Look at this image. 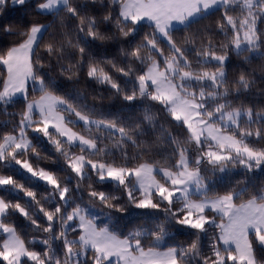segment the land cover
Segmentation results:
<instances>
[{"label":"snow or ice","instance_id":"6c2138e0","mask_svg":"<svg viewBox=\"0 0 264 264\" xmlns=\"http://www.w3.org/2000/svg\"><path fill=\"white\" fill-rule=\"evenodd\" d=\"M9 6L26 9L29 0H0V14ZM35 7L52 13L62 30L58 38L49 33L52 23L29 24L15 33L11 25L3 28L18 40L0 51V65L6 70L0 106L6 109L19 95L23 108L9 114L19 117L11 131L0 133V165L15 164L49 186L43 197L48 206L12 175L0 174V186H10L28 199L22 205L0 197L4 234L0 260L4 264H264L257 258V248L264 249V184L257 188L248 176L264 170V108L242 103L237 107L230 99L254 85L251 73L241 71L231 84L227 78L233 54L249 64L254 58L264 61V30L259 27L264 23V0H108L100 23L113 24L119 38L128 41L129 47L120 49L123 65L91 54V42L113 36L101 32L97 18L83 11L79 0H41ZM213 9L221 11L216 23L223 36L219 47L211 36L174 38L177 25L187 32L194 20L207 19ZM72 20L76 23L71 30H63ZM145 22L150 31L142 33ZM45 35H50L48 42ZM69 48L77 59L61 67V75L72 79L84 70L129 105L138 100L158 105L168 124L179 126L182 135L159 125L156 140H167L168 156L145 159L153 147L140 138L145 122L152 129L158 127L149 107L144 108L142 121H125L119 115L96 118L85 103L58 94L55 79L46 71L51 65L41 51L60 64ZM112 70L131 83H121ZM79 122L88 135L73 130ZM29 133L52 145L67 169L64 176L34 167L29 156L43 157ZM105 133L113 140L111 146L104 142ZM129 143L140 151L129 156ZM237 167L245 170L244 178L218 190L219 174ZM109 181L119 194L98 190ZM97 206L107 223H98ZM132 210L160 213L163 219L149 215V226L123 234L113 217L118 220V214ZM16 213L33 231L44 234L39 240L44 251L30 248L36 238L26 242L17 231L9 220ZM175 227L191 230L194 239L187 246L168 245ZM204 237L209 241L207 252Z\"/></svg>","mask_w":264,"mask_h":264},{"label":"trees","instance_id":"16d2710c","mask_svg":"<svg viewBox=\"0 0 264 264\" xmlns=\"http://www.w3.org/2000/svg\"><path fill=\"white\" fill-rule=\"evenodd\" d=\"M41 2V0H29V7L25 8H13L9 6L2 14H0V51L7 49L17 43V36L15 34H9L3 31L6 25H11L13 27V33L24 30L29 24L39 23V24H49L52 23L53 26L49 30V33H57L59 38V32L62 30L58 23L53 22V15L50 12H40L35 7L36 4ZM79 2L85 7L83 11L89 15L95 16L98 23H100L101 17L106 13L108 7V0H104L100 3L97 0L96 3H91L89 0H79ZM208 18L198 17L192 22L191 29L189 31H184L182 26H177L173 35L174 38L180 41L185 35L199 37L201 35L211 36L213 43L219 47L223 42L222 34L217 30L216 23L221 16V11L213 9L212 12L207 14ZM68 28L63 29L70 31L72 26L76 23L74 20L68 21ZM259 27L264 30V23H261ZM100 30L109 36H113V39L100 42L94 41L90 44L91 54L96 58H108L115 60L118 64L123 65L125 58L121 55L120 49L124 47L127 49L129 47L128 41L123 38H119V33L111 23H100ZM150 31L148 23L145 22L142 33ZM75 42L74 37H70ZM139 39V37L137 38ZM45 42L50 40V35H45ZM163 46V45H162ZM41 57L44 58L45 63L50 64V69H46L50 75L55 79L58 88V94L65 95L66 97L78 100L79 102L85 103L89 108L95 110L96 118L101 115L104 116H116L119 115L125 121H142L143 120V110L147 106L152 112L156 114V123L158 125L157 129H152L145 122L144 135L140 137L149 144H153L150 153L145 154V159L149 156L154 155L156 159L162 160L169 154V146L166 139L160 141L156 140L159 134V125L163 124L164 127L169 128L174 134H180L181 129L176 125H169L165 114L159 108L158 105L149 104V102L144 100H138L131 105L123 101L121 96L114 93V91L107 85H101L96 81L88 78L84 70H80L78 76L69 79L67 75H61V67L67 68L69 64H74L77 56L74 49H66L63 53V58L60 64L57 63V58L55 56L48 57V54L41 51ZM113 71L116 79L123 84H130L131 82ZM243 71L246 75L251 73V79L255 81L247 91H241L240 93H233L230 96L231 101L234 106L239 107L241 103L245 106H252L254 109L264 108V61L259 58L252 59V62L245 63V61L237 57L235 54L232 55L227 68V78L230 82H235L238 80L240 72ZM6 76L5 68L0 65V87ZM23 97L15 98V102L8 105L5 109L4 106H0V133H7L11 131L12 125L19 118L17 116L9 115L10 113H19L23 108ZM31 137H35L33 143L36 144L37 150L40 152L42 159H37L35 155H30L29 159L32 161L34 167L38 166L46 170L52 171L60 176H64L67 169L59 157V155L54 151L51 144L46 140L39 138L33 134ZM104 142L111 146L113 143L112 139H109L107 133L104 134ZM155 142V143H153ZM129 156L135 155L140 149L135 148L130 143L126 147ZM117 152L118 150L113 149ZM15 166L9 164L7 167L0 165V174L12 175L20 184L25 185L26 188L37 193L38 198H41V202L47 207V201L43 199L45 195L49 193V187L40 181H34L27 175L19 173ZM245 170L242 167H237L226 172L223 176L219 177L217 180L216 188L218 190H223L225 185L235 184L237 180L244 178ZM251 177L250 183L254 184L257 188L264 184V170H257L254 174L249 173ZM95 180V178H93ZM85 182V189H86ZM245 185H240L244 187ZM11 188V187H9ZM0 188V195L6 200L11 202H19L22 205L28 203V199L23 195L22 192L14 191L12 188ZM98 190L117 192L114 184L109 181L104 185H100ZM86 198V196H85ZM247 199V197H245ZM99 206H97V209ZM149 215L153 218L159 216L163 219V215L160 213L147 214L142 211L132 210L130 214H118V220L116 216L113 217L115 226L121 231V233L126 234L128 231L135 230L137 228L149 226L146 222L149 219ZM37 219L43 223L42 215H38ZM9 220L15 223L17 231L25 239L26 242L30 241L33 237L36 238V243L29 244L30 248L36 251H44L45 246L39 243V240L44 238V234L35 232L32 230V226L28 221H26L18 213L13 214L9 217ZM107 220V219H106ZM108 222V220H107ZM4 239V235L0 233V242ZM194 239V235L191 230L183 227L171 228L170 235L167 238L168 245H181L187 246V244ZM207 237L203 238V248L207 252L208 248ZM59 242L54 244L59 252ZM257 258L258 260H264V249L257 248ZM0 264H4L0 260ZM30 264V262H27Z\"/></svg>","mask_w":264,"mask_h":264},{"label":"rangeland","instance_id":"374dc122","mask_svg":"<svg viewBox=\"0 0 264 264\" xmlns=\"http://www.w3.org/2000/svg\"><path fill=\"white\" fill-rule=\"evenodd\" d=\"M18 97H21V96H17L16 98H18ZM74 131H79L81 134H83V135H88V133H86L85 131H84V126H83V122H79L78 124H77V126L73 129ZM30 134H33V135H35V136H37L36 134H34V133H29V135ZM96 135H99V133H97ZM30 137H31V135H30ZM39 137V136H38ZM39 138H41V139H43V140H45L44 138H42V137H39ZM11 165H13V166H15L16 167V169L19 171V173L21 172V173H23L24 175H27V176H29L30 178H32L31 177V175L30 174H28V173H26L25 171H23V170H21L20 168H19V166H17V165H15V164H11ZM17 171V172H18ZM225 173H223V174H219V177H221V176H223ZM218 177V178H219ZM34 181H37L38 182V180H36V179H34V178H32ZM41 182V181H40ZM41 183H43L44 184V182H41ZM46 185V184H45ZM216 185H217V183H216ZM10 186H0V188H9ZM49 187V186H48ZM9 189H11V188H9ZM48 195V194H47ZM47 195H45V196H47ZM0 197H2L1 195H0ZM96 214L97 215H99L100 216V220L98 221V223H107V217L104 215V213L103 212H99V210L97 209L96 210ZM4 235V234H3Z\"/></svg>","mask_w":264,"mask_h":264},{"label":"crops","instance_id":"0c3cea01","mask_svg":"<svg viewBox=\"0 0 264 264\" xmlns=\"http://www.w3.org/2000/svg\"><path fill=\"white\" fill-rule=\"evenodd\" d=\"M177 26H181V25H177ZM177 26H176V27H177Z\"/></svg>","mask_w":264,"mask_h":264}]
</instances>
